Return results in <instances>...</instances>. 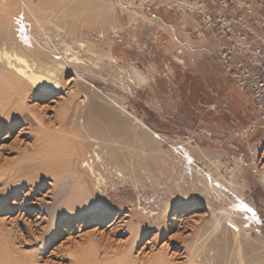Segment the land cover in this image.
I'll return each instance as SVG.
<instances>
[{
  "label": "rangeland",
  "instance_id": "rangeland-1",
  "mask_svg": "<svg viewBox=\"0 0 264 264\" xmlns=\"http://www.w3.org/2000/svg\"><path fill=\"white\" fill-rule=\"evenodd\" d=\"M184 1L32 0L30 8L25 0H0V28L27 42L29 49H20L25 56L37 60L38 49L47 51L34 47L39 37L77 59L69 65L57 58L65 66L57 92L25 100L31 123L44 119L40 143L22 130L23 120L0 129V173L48 163L30 193L16 178L19 196L9 200L10 212L0 211V231L7 230L0 246L10 240L16 258L25 262L46 249L32 264H112L121 249L130 252L129 264H264V184L250 170L255 157H264V139L245 134L254 119L251 98L219 67L213 42L195 37L199 28ZM90 120L94 139L119 149L127 173L117 178L106 152L100 154L104 160L94 165L106 196L93 206L76 204L72 214L61 207L53 240L28 242L25 228L39 213L24 209L50 201L56 178L70 184L80 177L77 189H91L80 166L94 150L95 142L81 151ZM143 133L148 139L138 137ZM88 198L96 200L93 189ZM41 219L40 228L53 229L49 216ZM43 243L50 246L42 249Z\"/></svg>",
  "mask_w": 264,
  "mask_h": 264
},
{
  "label": "bare ground",
  "instance_id": "bare-ground-1",
  "mask_svg": "<svg viewBox=\"0 0 264 264\" xmlns=\"http://www.w3.org/2000/svg\"><path fill=\"white\" fill-rule=\"evenodd\" d=\"M31 1L32 0H25L26 5H28V2ZM2 30L3 29L0 28V75L4 76L2 80L5 83L6 88L5 91L0 92V125H1L0 129L9 126L12 122H14V120L16 121L23 120L25 123L28 122L26 123V125H28V128L24 127L22 128V130L25 131L28 129L29 132L34 134V136L31 137L33 139V143L34 144L38 142L40 143V140L44 138V136L47 134L46 126L44 125V119L40 118L36 120V117L34 116L36 122L31 123L30 119H28V115L25 113V112H30V110L24 106L25 100L31 98L32 96L38 97L42 93L57 92L61 87L59 76L65 69V66H63V64L58 63L57 58L60 59L65 58L66 63L69 65H74L75 63L77 64V59L75 58L69 59L67 57H64L61 49L53 48V44H51L50 42L51 39L46 38L47 40L46 39L42 40L39 37L33 38L34 47L36 48V46L39 47L46 45L48 48L47 49L48 52L46 50L38 49L36 57L39 59L36 60L33 58H29L25 56V54H23L22 51H20L22 45L28 48L27 42H22L21 45L19 41L17 43V41L14 40L12 37L4 35L5 32H3ZM30 52H32V50H30ZM1 94H3V96ZM38 98L40 99V96ZM75 112L76 114L80 112L77 106L75 108ZM77 118L80 119V117ZM59 121L58 122L60 126H62L64 121L62 119H59ZM32 124H35L36 127H32ZM84 128L87 129L88 146L82 147L81 151H83V149L86 151L88 148H90V146H92L91 143L95 142V144L93 146L94 150H92V152L89 153V158L83 159L80 166L81 168L85 169L88 176H90L92 180V182H90L89 179L87 181H89L91 184V189H93V193L96 195L95 198L96 200L89 201L88 196L91 190L89 186L86 189H79V188L77 189V184L80 181H82L80 180V177L76 181L70 184L62 181V179L60 178H56L52 188L57 190V192H55V194L52 195L50 201L39 204L36 208L34 207L35 209H32L33 206H27L24 209L26 213L28 210H33V212H35L36 215L39 213V216L36 217L35 215L36 217L35 220L29 221L26 226L27 228H25L26 231L25 234L26 237L28 238L27 240L28 242H32V241L34 242L35 240H39V241L44 240V242H48L49 240H53L55 235V232H53L54 228L61 224L60 222L61 207L64 209H69L70 210L69 213L72 214L76 204H80L83 201L82 203L86 204L87 202L89 203V205L93 206L96 205L99 200L101 201V199L106 196L104 194L105 187L104 185H102V181H103V175L101 174L102 172L100 173V171L94 165L95 162L99 163L98 161L102 162V160H104V158L100 154L106 152V155H108V158L106 159L107 162L106 165L109 166L110 168L113 167L115 169V174L117 178H120L122 180L123 179L122 173H127L126 168L121 164L119 160V149H115L110 144H105L103 141L101 143L94 139L98 135V133L96 131V128L92 124L91 120L86 121ZM109 137L112 138L114 137V135L112 134ZM138 137H140L142 140L148 139L145 133L139 135ZM111 157L113 159H111ZM7 162L8 161H6V163ZM22 162L25 163L26 161H22ZM47 167H48V163L46 161L41 160L37 162L36 166L32 169H30V167L28 166H21V167L19 166L13 168L10 165L9 168H12L11 172L10 171L1 172L0 183L2 186L1 190L4 192V195L2 199H0V211L6 210L10 212L12 208L10 207L9 200L11 198L17 199L19 196L18 191L15 190L13 191V189H15L14 188L15 186H13L12 183H14V180L16 178H18L16 180V183L18 181H24L21 190L25 189L24 187H28V186L31 187L29 188V193H30L37 179L45 174V170ZM107 170L108 169H106V171ZM53 173L55 174V172ZM261 182L264 183L263 179L261 180ZM67 192L69 195H67ZM19 208L22 209V205H20ZM101 212L99 218L103 217ZM44 214H46V216H49L52 225L54 226L52 230H49L47 232L44 227L40 228V225L44 223L43 220L44 218L41 219L42 215ZM87 215L91 216L90 214ZM124 217H127V215H125ZM143 218L145 217L143 216ZM69 219L72 220L70 221V223L74 222L73 215H69ZM116 220H118V216L117 218H115V221L113 220L114 222L112 221L110 226L116 223ZM32 227H34V231L32 230ZM34 234H38V238H34ZM6 235H7V230L3 228L2 231H0V237L2 238V240H4ZM136 241H137V235L135 236L132 235L130 240L127 241V245L131 243L133 249L136 246ZM9 242L10 240H8L5 245L0 246V264H32V262L37 263L38 255L45 254L46 252L45 248H48L50 246V244L44 245L45 243H43L44 247L42 249H45L44 252L38 255L36 254L30 255L27 258V260L23 262L24 259L23 260L18 259L13 255L15 254V250H13L12 247L7 246ZM22 243L25 244V242ZM88 245L94 250L95 246L94 244H92V242H88ZM107 248L108 247L106 246L104 250L103 249L102 250L99 249V250H101V252H103L104 255L109 253ZM129 253L130 252L128 250H121V249L116 250L115 254H117L119 258H117L116 261H114L112 264H129L125 262L126 258L129 256ZM96 254L97 253H95V255ZM97 257L99 256L97 255ZM106 257L107 256L104 255V258ZM82 262L83 260L75 259L73 263L81 264Z\"/></svg>",
  "mask_w": 264,
  "mask_h": 264
},
{
  "label": "built area",
  "instance_id": "built-area-1",
  "mask_svg": "<svg viewBox=\"0 0 264 264\" xmlns=\"http://www.w3.org/2000/svg\"><path fill=\"white\" fill-rule=\"evenodd\" d=\"M183 4L199 28L195 37L207 45L213 42L219 67L235 88L251 98L254 119L245 134L260 132L264 139V0H185ZM258 157L250 170L262 183L264 157Z\"/></svg>",
  "mask_w": 264,
  "mask_h": 264
}]
</instances>
